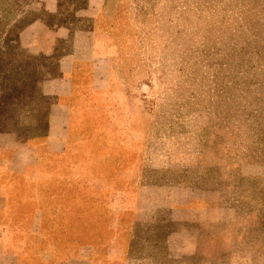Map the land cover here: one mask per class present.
I'll list each match as a JSON object with an SVG mask.
<instances>
[{"label":"rangeland","instance_id":"obj_1","mask_svg":"<svg viewBox=\"0 0 264 264\" xmlns=\"http://www.w3.org/2000/svg\"><path fill=\"white\" fill-rule=\"evenodd\" d=\"M20 145L27 263L264 264V0H0Z\"/></svg>","mask_w":264,"mask_h":264},{"label":"crops","instance_id":"obj_2","mask_svg":"<svg viewBox=\"0 0 264 264\" xmlns=\"http://www.w3.org/2000/svg\"><path fill=\"white\" fill-rule=\"evenodd\" d=\"M51 141L56 144L55 137ZM36 152L37 150H33L30 145L0 146V264H30L22 259L24 242H18L14 246V239H23L26 235L20 226L15 225L18 218L11 212L14 206L26 203L25 188L19 185L18 179L24 177L30 179L36 166L33 159H39L36 158ZM15 193L23 194V197L14 202Z\"/></svg>","mask_w":264,"mask_h":264}]
</instances>
